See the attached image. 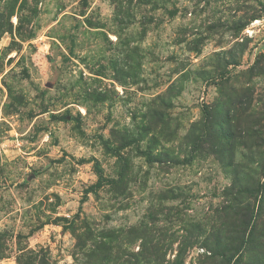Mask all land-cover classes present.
Returning <instances> with one entry per match:
<instances>
[{"label":"rangeland","instance_id":"374dc122","mask_svg":"<svg viewBox=\"0 0 264 264\" xmlns=\"http://www.w3.org/2000/svg\"><path fill=\"white\" fill-rule=\"evenodd\" d=\"M0 264H264V0H0Z\"/></svg>","mask_w":264,"mask_h":264},{"label":"trees","instance_id":"16d2710c","mask_svg":"<svg viewBox=\"0 0 264 264\" xmlns=\"http://www.w3.org/2000/svg\"><path fill=\"white\" fill-rule=\"evenodd\" d=\"M102 179H103V178L100 176L99 182H101V181H102Z\"/></svg>","mask_w":264,"mask_h":264}]
</instances>
